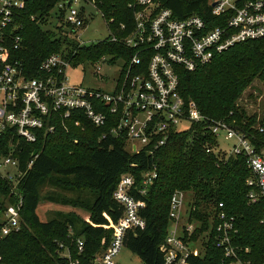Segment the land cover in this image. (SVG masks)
<instances>
[{
    "label": "trees",
    "instance_id": "trees-1",
    "mask_svg": "<svg viewBox=\"0 0 264 264\" xmlns=\"http://www.w3.org/2000/svg\"><path fill=\"white\" fill-rule=\"evenodd\" d=\"M60 1L29 0L27 7L18 12L17 27L7 30L14 38H20L19 48L12 47L10 54L12 60L24 63V74L28 78L43 77L40 63L63 50L69 53L75 66L86 60L97 62L106 55L111 56L112 63L117 59L130 61L135 49L112 41L110 35L96 44L71 47L67 36L57 37L55 31L46 29L44 23L48 18L56 17L65 24L66 11L58 8ZM87 1L96 6L119 37L123 34L118 30L119 25H131L130 4L134 0ZM157 2L171 9L175 18L197 14L210 28L224 25L223 18L212 14L209 0ZM256 79L264 85V38L236 43L197 70H183L182 96L187 101H195L208 120L174 134L152 155L131 152L123 138L112 135L102 138L108 127H97L77 113L66 119L59 118L52 133L40 131L35 142L16 138L13 156L18 161L19 171L24 172L22 177L16 176L17 191L24 197V206L19 231L1 236L4 223L0 224V256L5 262L15 264H63L60 243L74 246L69 241V236L73 235L85 241L81 256L83 264H88L110 241L111 222H117L122 216V206L113 197L120 176L131 173L136 185L142 187L145 173L155 171L157 177L147 187L146 194H136L138 200L146 202L141 214L147 224L143 229L130 232L125 240V247L137 254L144 264L163 262L160 245L168 233L171 198L176 190L191 191L194 195L190 221L199 220L202 225L194 231L191 240H196L200 232L210 230L204 256L194 257V264H224L223 250L216 245L214 223L210 221L219 202H224L225 209L237 217L238 233L234 243L249 248L248 253H242L244 260L264 263V199L249 203L246 180L251 172L245 157L231 156L218 149V136L210 129L216 121H225L244 131L259 152L264 150V132L257 127V115H248L237 105L243 92ZM79 119L81 126L76 124ZM260 122L264 125V121ZM11 149L9 136L5 134L0 140V155H8ZM34 152H37L35 157ZM14 184L0 173V196L6 200V204L0 203V211L16 201L17 196L12 193ZM81 185L91 190V198L84 201L78 196L74 201L85 204L90 212L88 218L73 211L57 212L47 221L40 219L38 210L44 200L64 205L74 203L61 193L44 194L46 187L70 192L81 191L78 189Z\"/></svg>",
    "mask_w": 264,
    "mask_h": 264
},
{
    "label": "built area",
    "instance_id": "built-area-1",
    "mask_svg": "<svg viewBox=\"0 0 264 264\" xmlns=\"http://www.w3.org/2000/svg\"><path fill=\"white\" fill-rule=\"evenodd\" d=\"M81 1L88 2L62 0L58 4V8L66 11L63 21L74 31L86 24L85 9L78 6ZM28 2L0 0V140L8 134L12 147L8 155H0V173L15 183L12 193L17 196L16 201L6 207L7 219L1 236L21 228L24 197L17 191L16 176L22 177L24 172L19 171L18 161L13 156L16 138L35 142L40 131L52 133L59 118L66 119L77 113L97 127H108L102 138L108 135L123 138L131 152L152 155L174 134L208 120L195 101H187L182 96V71L197 70L236 43L264 38V0H209L212 14L224 19L223 26L212 28L197 14L175 18L173 11L161 7L157 0H134L130 4L133 9L131 27L126 23L119 25L121 37L106 24L111 40L135 49V53L125 62L112 90L88 88L70 81L68 69L75 65L64 50L40 63L44 76L39 78H28L24 74V63L11 59L10 49L19 48L20 38H14L7 30L17 27L18 12L24 10ZM100 69L99 65L95 67V76ZM79 123L80 119L76 121ZM210 129L215 135L223 134L225 139L234 141L231 156L245 157L251 172L246 180L249 203L264 199V157L254 142L244 131L225 121H216ZM259 131L264 132V127L260 126ZM32 163L33 160L29 167ZM156 177L155 171L146 172L142 187H138L133 174L120 176L113 197L122 206V216L117 222H111L110 241L88 264H117L116 257L125 247L129 233L147 224L141 214L146 202L138 200L136 194L145 195ZM185 193L176 190L171 198L172 227L160 245L162 264H194V257L205 253L192 248L191 237L195 231L192 222L182 223ZM225 208L224 202H219L212 214L215 241L223 250L224 264H252L242 255L248 253L249 248L234 243L238 233L237 217ZM69 239L74 246L66 242L59 246V254L65 260L63 264H83L81 255L85 241L73 235ZM0 264L15 263L5 262L0 256Z\"/></svg>",
    "mask_w": 264,
    "mask_h": 264
},
{
    "label": "rangeland",
    "instance_id": "rangeland-1",
    "mask_svg": "<svg viewBox=\"0 0 264 264\" xmlns=\"http://www.w3.org/2000/svg\"><path fill=\"white\" fill-rule=\"evenodd\" d=\"M79 7H83L86 13V24L77 29L76 31L72 30L71 27L66 26V24H62V21L57 19L56 17L48 18L47 23L45 24L46 29H52L56 32L57 37L64 36L68 38V42L71 47L76 46H89L91 44H96L102 40H105L109 37L110 32L106 24V20L103 18L102 14L99 10L91 3L81 1L78 5ZM56 9L54 10V12ZM63 23H65L63 21ZM63 25L62 30L60 27ZM60 30L62 31L60 33ZM111 56L106 55L105 60L100 59L99 62H91L84 61L80 63L77 67L72 66V68L68 69V76L72 83L83 85L88 88H102L104 90H112L115 82L119 79L121 70L125 64V61L122 59H117L113 63L110 62ZM99 65L101 69L98 75H94L95 67ZM237 105L242 109L244 108L248 115H257L258 122L257 127L264 125H260V121H264V85L259 80L256 79L251 87H248L242 94L241 98L238 100ZM260 122V123H259ZM80 124V123H79ZM78 126H81V124ZM182 126H188V124H183ZM77 142V141H76ZM234 141L225 139L224 135L221 134L218 136V149L223 150L228 155L231 154V150L233 147ZM14 171V169H11ZM78 189H82L81 191H59L58 189L46 187L43 193L52 192L53 193H61L67 199L73 201L71 205H64L62 203H55L49 200H44L39 206L38 214L41 220L47 221L57 212L70 213L75 211L83 218L89 217V210L84 207L85 204L80 201H74V198L78 196H82L81 200L86 201V199L91 198V190L88 187H84L83 185L79 186ZM193 192L185 193V205L182 216V223L185 224L190 221V211L192 209L193 203ZM0 203L6 204V200L0 196ZM205 211V210H204ZM7 217L5 214V210L0 211V224L6 221ZM210 221L213 222L212 216ZM193 226L196 229L201 228V221L192 220ZM171 223L169 225L168 230L171 229ZM195 233V232H194ZM210 234L209 228L202 233H199V236L196 240H194L191 245L192 248L205 251L206 243L208 241ZM194 235V234H193ZM192 235V236H193ZM117 264H144L141 258L132 252L127 247H123L118 256L116 257Z\"/></svg>",
    "mask_w": 264,
    "mask_h": 264
},
{
    "label": "water",
    "instance_id": "water-1",
    "mask_svg": "<svg viewBox=\"0 0 264 264\" xmlns=\"http://www.w3.org/2000/svg\"><path fill=\"white\" fill-rule=\"evenodd\" d=\"M134 149H135V147H134ZM261 153H262V155L264 157V150H262ZM36 155H37V152H34L33 156L35 157Z\"/></svg>",
    "mask_w": 264,
    "mask_h": 264
},
{
    "label": "crops",
    "instance_id": "crops-1",
    "mask_svg": "<svg viewBox=\"0 0 264 264\" xmlns=\"http://www.w3.org/2000/svg\"><path fill=\"white\" fill-rule=\"evenodd\" d=\"M234 145V144H233Z\"/></svg>",
    "mask_w": 264,
    "mask_h": 264
}]
</instances>
